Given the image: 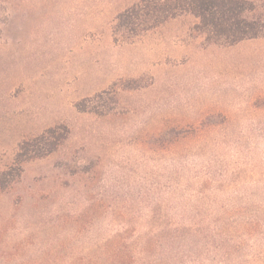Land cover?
Wrapping results in <instances>:
<instances>
[{
    "label": "rangeland",
    "instance_id": "374dc122",
    "mask_svg": "<svg viewBox=\"0 0 264 264\" xmlns=\"http://www.w3.org/2000/svg\"><path fill=\"white\" fill-rule=\"evenodd\" d=\"M137 1L0 0V172L24 140L69 131L0 195V264L255 261L213 251L206 218L264 215V38L208 44L192 15L129 38L116 19ZM185 199L192 238L171 231ZM119 233L135 263L112 255Z\"/></svg>",
    "mask_w": 264,
    "mask_h": 264
},
{
    "label": "trees",
    "instance_id": "16d2710c",
    "mask_svg": "<svg viewBox=\"0 0 264 264\" xmlns=\"http://www.w3.org/2000/svg\"><path fill=\"white\" fill-rule=\"evenodd\" d=\"M183 15H192L197 20L193 29L204 36L208 44L232 47L244 41L264 38V6L255 0H138L118 14L116 30L132 38L156 30ZM81 107L82 103H79L77 108L84 112H92L95 109ZM180 131H172L170 134L176 138L181 136L182 139H186L192 133V131ZM68 134V128L59 125L21 142L13 162L0 172V195L21 180L26 163L48 157L56 152L67 139ZM185 201V206L180 212L181 221L171 229L172 236L178 238L181 236L183 238L186 234H191L192 238V235H195L194 225L201 224L195 220V217L193 219L190 217L196 208L192 207L189 200L185 199ZM212 204L218 207L216 198L212 200ZM262 210L264 212V207ZM187 212L190 215L186 217ZM207 215H210L206 221L211 223L208 229L213 241V251L223 252L224 257H229L243 256L248 250L253 252L256 259L245 264H264V259L257 260L258 256L255 253L261 243L258 237L264 228L262 213L251 212L250 209L243 207L228 209L220 206ZM122 240L123 233L110 239L108 245L112 255L128 258L135 263L136 251L123 245ZM159 241L145 242L140 248V253H144L149 244L152 248ZM152 264H169L168 255L155 256Z\"/></svg>",
    "mask_w": 264,
    "mask_h": 264
}]
</instances>
